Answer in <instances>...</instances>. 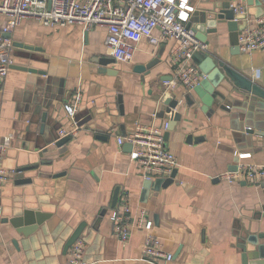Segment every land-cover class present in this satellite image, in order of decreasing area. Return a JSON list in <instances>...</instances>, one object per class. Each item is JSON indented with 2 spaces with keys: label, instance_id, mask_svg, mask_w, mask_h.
I'll use <instances>...</instances> for the list:
<instances>
[{
  "label": "crops",
  "instance_id": "crops-1",
  "mask_svg": "<svg viewBox=\"0 0 264 264\" xmlns=\"http://www.w3.org/2000/svg\"><path fill=\"white\" fill-rule=\"evenodd\" d=\"M222 1L189 3L196 10ZM246 1L253 14L264 12V0L252 6ZM5 21L0 15V31ZM223 26L219 37L208 36V52L221 47L230 51L229 31ZM8 34L11 57L17 42L35 47L28 51L38 58L29 65L46 74L33 75L29 81L28 73L11 68L0 82V140L13 137L4 165L16 171L10 181L0 183V264H66L72 247L66 251V243L83 222L86 226L79 238L87 243L88 264H162L142 256L148 234L160 238L164 249L173 253L168 264H244L249 228L264 233V181L229 183L220 175L234 165H264V138L259 146L249 136L251 144L244 143L234 154L237 132L231 118L204 108L194 91L171 88L173 40L152 45L143 39L131 61L110 63L106 67L113 74H101L94 59L112 57L105 45V27L47 26L28 17L4 35ZM154 59L158 60L149 75L134 71L136 65ZM232 60L243 73L264 80V49L241 52ZM37 79L44 80V88L33 86ZM47 87L60 108L61 115L54 118L62 121L61 129L70 126L65 103L82 92L78 133L64 146L67 150L57 153V149L54 157L42 150L46 147L40 133L42 113L33 118L35 102ZM173 94L182 101L175 114H168L160 105ZM167 121V146L178 159L176 177L158 191L155 179L156 186L147 189L139 164L130 157L132 145L120 144L119 138ZM190 135L194 138L188 140ZM125 192L134 215L145 209L153 228L134 227L131 238L121 241L114 235L111 216L120 209Z\"/></svg>",
  "mask_w": 264,
  "mask_h": 264
},
{
  "label": "built area",
  "instance_id": "built-area-1",
  "mask_svg": "<svg viewBox=\"0 0 264 264\" xmlns=\"http://www.w3.org/2000/svg\"><path fill=\"white\" fill-rule=\"evenodd\" d=\"M231 8L236 21L244 17L247 27L239 36V46L243 53L264 49V14L253 18L248 14L246 0H232ZM195 7L189 0H0V15L6 17L0 31V82L8 75L13 63L12 41L4 36L32 17L47 26L80 24L87 30L96 26L105 27L107 36L105 45L109 54L119 62H129L134 58L137 45L147 39L152 45L173 40L175 47L170 54L174 74L170 81L173 89L182 87L192 92L206 76L193 61L198 51H207V44L187 28L190 14ZM159 31V34L155 32ZM82 101V92L78 91L72 101L65 103L64 109L70 126L60 130V135L75 137L78 133L76 115ZM170 123L139 127L124 138L120 144L132 145L130 157L136 161L145 180L166 179L178 166L177 156L168 148L165 133ZM12 136L0 140V183H6L15 176L14 169L4 165V157ZM242 154L241 157H248ZM229 183L248 181L261 185L264 181V165L240 164L235 171H226L220 175ZM3 208L0 205V227ZM113 232L117 239L128 241L134 227L151 231L153 220L141 209L134 215L128 192L122 196L120 209L111 216ZM87 243L79 238L71 247L66 264H88L85 259ZM1 247V243H0ZM142 256L168 264L174 258L173 253L164 249L160 238L148 234L142 250Z\"/></svg>",
  "mask_w": 264,
  "mask_h": 264
},
{
  "label": "water",
  "instance_id": "water-1",
  "mask_svg": "<svg viewBox=\"0 0 264 264\" xmlns=\"http://www.w3.org/2000/svg\"><path fill=\"white\" fill-rule=\"evenodd\" d=\"M232 0H224L221 4L213 2L209 6H205L201 9H194L190 20L187 22V28L192 29L198 38L203 40L206 44L210 42L208 36L211 34L217 35L223 31L226 24L227 30L230 36V51L227 52L224 47L218 48L214 51H198L194 54L193 60L199 66L201 72L206 76L199 84L195 86L193 91L201 100L204 108H208L211 112L221 115H227L231 118V127L237 132L234 134L237 149L232 152L236 154L237 150H242L245 146L244 143H250L249 138L255 139L259 142V146L262 145L261 141L264 138V80L256 81L251 76L243 73L233 63L232 57L241 54L239 46V36L242 31L247 27L246 16L239 22L236 21V17L233 9L231 8ZM256 0H248L250 6L254 5ZM262 0L258 1V5H261ZM257 4V3H256ZM249 15H255L258 18L264 14H253L248 9ZM10 37V35H4ZM17 48L14 51L12 58L11 68L24 71L29 74L28 80L35 78L33 75H45L46 72L38 68H34L30 64V60L37 59L36 55L31 54L28 50H34L35 47L25 45L24 43H15ZM17 57H24L25 60H18ZM99 67H97L98 73L111 74L112 70L106 66L110 63L116 62L114 57H103L94 59ZM158 59H154L146 64L136 65L135 72L149 75L152 68L155 66ZM113 74V73H112ZM144 75V76H145ZM44 80L37 79L33 86L38 88H44ZM44 96L35 102L37 108L34 111V119L37 120L41 114L40 133L43 136L45 146L44 153L50 154L54 157V153H63L67 150L64 146L72 140V136H60L59 130L62 126V121L54 118V115L59 114L60 108L53 102V95L49 93V87L46 88ZM192 91V92H193ZM189 99V96H187ZM181 99L176 94L167 97L162 101L160 108L165 110L168 114H175V110L181 105ZM206 106V107H205ZM42 108L44 111L42 112ZM122 108V107H121ZM180 112L177 113V116ZM77 120V115H76ZM170 130V129H169ZM169 130L165 133V138H169ZM250 136V137H249ZM193 135L188 137V140L193 139ZM255 140H253L255 142ZM64 148V149H63ZM239 158H236V161ZM238 163V162H237ZM238 169V165H234L230 171ZM19 171H22L19 169ZM177 169L173 170L170 177L166 179H157L159 184L154 185L155 180H146L145 187L151 189L155 187L158 191L161 187H166L176 177ZM264 186V183H263ZM119 190L117 189L114 196V206L117 203ZM264 209V208H263ZM264 212V210H263ZM257 216V220H260ZM86 222L81 223L71 237L68 239L65 250L67 251L81 236ZM249 235L244 241L245 245L243 262L244 264H264V242H260L264 238V233H259L258 229L249 228Z\"/></svg>",
  "mask_w": 264,
  "mask_h": 264
}]
</instances>
